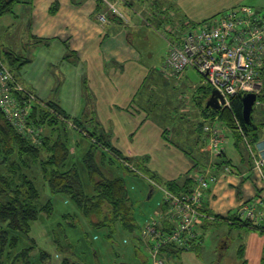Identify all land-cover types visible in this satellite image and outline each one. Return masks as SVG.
Returning a JSON list of instances; mask_svg holds the SVG:
<instances>
[{"label": "crops", "instance_id": "crops-1", "mask_svg": "<svg viewBox=\"0 0 264 264\" xmlns=\"http://www.w3.org/2000/svg\"><path fill=\"white\" fill-rule=\"evenodd\" d=\"M109 2L131 6L139 0H21V3L15 6L14 11L17 7L21 11L26 4L30 5L29 8L26 7L30 12L26 25L29 38L26 46H31L32 51L23 58L27 60L24 65H29L27 72L30 77L27 81L35 87L36 99L50 101L53 98L52 101L57 102L72 118L94 117L93 125L101 133L111 135L112 146L128 159L126 163L133 165L129 158L139 160V163L155 172L163 181L174 180L179 186H183L189 177L193 179L196 172H209L216 180L211 183L208 191V209L213 215H237L243 205L253 202L259 195L263 186L261 175L247 163L241 162L238 151L233 154L234 150L238 149L235 145V133L225 125L223 119V132L228 134L231 131L227 143H224L223 153L232 163L222 164L224 155L217 158L212 155L206 141L208 135L203 127L206 140L205 145L200 146L203 151L209 152L210 158L205 168H194L195 160L197 163L202 157L198 156L193 160L186 151L187 147L198 139V123L203 121L204 126L206 118L200 116L202 113L198 106L200 118L196 124L188 122L186 118L184 122L182 116V121L166 126L165 117L169 121L172 119L169 116L170 110L168 107L155 110L154 100L150 98L156 83L149 81L151 72L133 38L139 35L143 26L152 28L156 23L158 29L163 30L165 27L174 28L172 25L186 21L198 24L211 20L235 6L260 5L264 4V0H149L146 5H142V10H136V19L127 17V22L121 21L113 14L110 15ZM23 4L25 5L22 6ZM99 13H108L107 22L99 20ZM7 17L8 15L0 19L1 25H6ZM9 23L18 24V18L10 19ZM38 56L43 59L40 61ZM164 59L165 56L162 62ZM39 62L43 66L37 67ZM56 73L59 74L58 77ZM187 73L181 76L192 81ZM192 86L197 85L193 83ZM258 102L264 105V100ZM92 123L88 122L87 125L91 127ZM260 123L264 125V122ZM171 133L172 137L169 136ZM260 137L261 141H264L262 130ZM69 139L71 160L79 166L83 181V177L88 175L82 167L83 157L91 144L72 130H69ZM82 146L85 150L80 160L77 152ZM227 149L232 151L231 156L228 155ZM105 155L106 159L103 158V151L96 152V160L104 173L106 168L116 167L121 173L113 172L110 178L126 174L119 166L120 163L112 161L107 153ZM149 187L152 188L150 184ZM85 193L92 195V188L89 191L85 188ZM163 208L162 204L158 210ZM153 213L154 211L151 215ZM220 224L234 226L213 220L207 228ZM238 228L246 231L245 239L242 238L244 231L236 229L243 243L227 264H264V232L241 225ZM230 242L228 239L222 240L221 246L215 249L216 254L220 255L222 249L227 254ZM138 246L135 245V251L139 254L140 261L146 262L148 259ZM202 251L203 244L200 254ZM178 262L175 263L179 264ZM219 264H223L221 260Z\"/></svg>", "mask_w": 264, "mask_h": 264}, {"label": "trees", "instance_id": "trees-1", "mask_svg": "<svg viewBox=\"0 0 264 264\" xmlns=\"http://www.w3.org/2000/svg\"><path fill=\"white\" fill-rule=\"evenodd\" d=\"M19 3H21V0H0V19L12 13ZM109 12L111 13V11ZM113 16L120 19L114 14ZM5 53L8 60H5V62H8V66L11 65L15 69L22 68L27 62L23 58L24 56L19 55L12 49L5 51ZM0 56L2 57V54ZM212 89L210 86L199 85L195 91L194 98H196L197 105L202 113L200 116H204V118L219 116L220 120H225L234 129L235 145L238 148L236 150L239 152L241 162L243 164L247 163L253 168L251 155L247 147L244 146L243 136L234 122V115L239 119L245 133L254 144L261 141L260 126L263 124L255 122L253 113L254 126L251 128L245 124L242 116V95L231 99V108L213 109L207 107L205 101L210 96ZM261 100H264V94L258 97L257 102ZM93 120H95L94 117L86 118V116L72 118L57 102L35 99L31 109L30 123L36 129L41 130L42 140L39 144H36L31 139L24 137L7 121L0 119V196L7 197L6 200L4 197L1 198L2 201L0 202V264H5L7 260L10 261V264H35L31 261L34 240H32L29 247L16 252L13 256L12 252L18 244V234L28 235L32 223L39 218V215L43 213L50 216L52 214V201L48 199L43 202L40 189L42 185L39 186V178L44 182V186H48L47 188L52 194L63 193L68 195L84 212L94 227H109L112 234L116 231L115 223L117 221H120L121 226L132 233L139 228L134 215V204L129 196L125 178L123 176L113 178L106 176L96 160L98 150L104 152V159H106L105 154L109 153L111 155L110 159L112 161L117 160L120 163L119 166L125 172L138 175V172H140L145 177L165 186L174 193L187 192L193 187L194 182L190 177L183 186H179L178 182L174 180L163 181L155 172L141 163H139V167L134 166L136 169L134 170L126 163L128 159L123 157L118 149L111 146L104 139L103 133L93 125ZM88 122L92 123L90 124L91 127L87 125ZM203 124V121L198 123V139L195 143L192 142L186 151V154L193 160L198 156L202 157V162L199 159L196 163L195 160V169L205 168L210 158L209 152L202 150L205 145L204 140H206ZM69 130L76 131L80 137L87 138L91 142L89 150L83 157V163L93 191L90 196L85 193L79 166L71 160ZM221 155H224L222 164L232 163L231 159L225 157L226 154L222 153ZM31 163L39 169L38 172H35V169L33 171L29 169ZM149 184L154 190L157 189L152 182L149 181ZM204 210L207 211L209 216H212L207 204H205ZM72 217L71 215L65 216V219H75V222H68V224L75 227L77 217ZM214 219V221L234 226L241 225L264 232V226L256 225L251 221L231 223L237 219L236 214H229L226 217L214 215ZM210 223L212 221L208 218L202 226L199 236L189 249L178 248L174 245L165 247L166 257L174 258L173 255L180 257V254L184 251H193L201 255L200 250ZM40 257L41 261L36 264H46L49 254L43 250ZM69 259L70 257H64L61 264H69Z\"/></svg>", "mask_w": 264, "mask_h": 264}, {"label": "built area", "instance_id": "built-area-1", "mask_svg": "<svg viewBox=\"0 0 264 264\" xmlns=\"http://www.w3.org/2000/svg\"><path fill=\"white\" fill-rule=\"evenodd\" d=\"M108 10L128 21L117 3L109 2ZM98 18L107 22V13H99ZM172 27H165L160 33L167 42L161 68L166 76L178 78L189 69L196 71L201 77V85L215 88L225 97L226 103L221 108H231V99L239 95L255 93L259 97L264 94V16L252 6L238 5L211 20L198 24L186 21ZM35 99V94L25 89L0 56V119L39 144L41 130L30 123ZM234 120L263 186L255 200L243 205L237 219L231 223L251 221L264 226V141L254 144L235 115ZM223 129L218 116L206 118L204 131L212 155H221L224 151L226 135ZM130 167L136 170L134 166ZM147 179L162 191L164 208L155 210L147 219L138 238L145 244L150 264H167L168 259L163 256L165 247L174 245L189 249L205 221L208 218L215 220L204 208L216 177L209 172H196L193 187L178 194Z\"/></svg>", "mask_w": 264, "mask_h": 264}, {"label": "rangeland", "instance_id": "rangeland-1", "mask_svg": "<svg viewBox=\"0 0 264 264\" xmlns=\"http://www.w3.org/2000/svg\"><path fill=\"white\" fill-rule=\"evenodd\" d=\"M147 1L149 0H139V2H134V4L130 3L131 6H127L126 3H118L117 7L130 19H136V10H142V5H146ZM24 5L25 4L22 6ZM253 5L254 6L252 7L259 14L264 16V4ZM29 6V3L26 4L24 6L25 8H21V11L19 7H17V10H15L17 14L15 11L7 14L8 17L6 18V25L4 26L0 24V54H2L3 59L6 61H8L6 59L7 56L5 53L7 50L12 49L24 57L30 55L32 51L31 46L30 48L26 46V43L29 39L27 33L28 26H26L30 19V12L28 9ZM19 13L22 14L19 15ZM16 18H18V24L11 25L9 20H15ZM152 22H154V20ZM153 26L152 28L143 26L139 32V35L133 38L134 44L142 52L144 58L143 60L144 62L146 61L145 65L148 66V70L151 72L149 81L156 83V88L154 87L153 92L151 91L152 98H150V100H154L156 111L163 109L164 107L169 108V116L172 117V119L169 121V119L165 117L166 126L170 124L172 126L173 123L179 121L180 117L182 116L184 117V122L186 118L188 122L190 121L196 124L200 116L198 113L196 98H194V96L196 95V89L199 87V85H201V77L196 71L192 69H189L185 72H188L187 74L192 78V81L190 78H186L185 76L171 78L162 72L161 68L164 62H162V60L167 51V42L160 35L162 30H157L158 27L156 26V23ZM38 59L41 61L43 57L38 56ZM25 65L20 69H15L14 67H11V65L9 68L12 70L16 79L25 87V89L31 93H34L35 87L29 84L27 81V78L30 77V73L27 72L29 65H27V67ZM41 65L43 66V64L39 62L37 67H40ZM56 74L58 77L59 74ZM193 83H195L197 86L193 87ZM146 90H148V88H146ZM51 100L54 99L51 98ZM176 115L177 117L175 118ZM253 118L255 122H264V105H260V102H257L254 106ZM180 121H182V118ZM224 122L230 130H234L225 120ZM184 130H186V128H184ZM260 130L264 132V125L260 126ZM178 131H180V129H178ZM74 132L77 133L76 131ZM230 132H228V134L225 133L226 143L228 141ZM178 134L183 135V133ZM102 135H104V139L112 146L110 142L111 135ZM169 136L172 137L173 134L171 133ZM83 139L88 140V142L91 144L89 139ZM206 141L208 142V140ZM84 150L85 147L82 146L81 150L77 152L78 157L81 158L80 160H82L81 154ZM235 151L237 150L235 149L233 154H235ZM231 152L232 151L230 149H227L229 156H231ZM107 155L111 158L109 153H107ZM213 155L215 158L220 156L217 154ZM100 157L101 156L99 154L98 159H100ZM115 161L118 162L117 160ZM129 161H131L133 164L132 166L139 167V160L129 158ZM82 167L84 170H86L83 162ZM29 169L31 171L35 169V172L39 171V169L33 163H31V167ZM113 172L116 174L121 173L116 167L108 169L106 168L105 173L108 177H110ZM138 173L139 175L126 172V174L123 175L126 180L129 196L134 204V215L137 225L139 226V228L133 233L124 229L121 226L120 221L115 223L116 231L113 234L110 232L109 227H94L91 225L84 212L68 195L63 193L52 194L47 188L48 186H44V182L41 180V178H39V186H43L40 187L42 191L43 202L48 199H51L52 201V214L48 216L42 213L39 215V218L32 223L31 231L28 233V235L18 234L19 241L16 248H14V251L12 252V256L16 252L29 247L32 240H34V249L31 252V261L35 264L41 261L40 256L41 251L43 250L49 254L46 264H61L64 257H70L69 264H117L120 262H128L130 264H150L149 253L147 250H145V244L144 242H140L138 238L139 232L147 223L146 218L149 217L153 211L159 209V207L164 204V196L162 191L159 189H153V191H151L148 179L140 172ZM83 179L86 191H89L92 186L88 180V175L87 177L84 176ZM3 197L5 200L7 199L6 196ZM3 197L0 196V202L2 201L1 198ZM69 215L73 216L72 218L77 217V223L75 227L68 224L70 221L75 222V219H65V216L67 217ZM211 227L207 228L206 237L203 243V251L200 256L193 251H184L180 257H167L168 264H176L175 262H178V260L180 262H178L179 264H219L220 260L223 264H227V261L230 259V257H233V254L237 253V249L239 248L240 244L243 243L242 238L245 239L244 236L246 231H244L243 228H238V226H230L226 224L223 226H221V224L216 225L213 227L214 229ZM219 228H221L220 231H218ZM236 229L241 232L244 231L242 238ZM227 239L231 241L230 246L227 248V254L223 252L222 248L220 255L216 254L215 249H218L221 246L222 240ZM138 243H140L139 246ZM135 245L139 247V250H143V255H145L148 259L146 262L140 261L139 254L135 251ZM221 255H223L225 258L223 256L221 258ZM163 256L165 257V254ZM5 264H10V261L7 260Z\"/></svg>", "mask_w": 264, "mask_h": 264}, {"label": "water", "instance_id": "water-1", "mask_svg": "<svg viewBox=\"0 0 264 264\" xmlns=\"http://www.w3.org/2000/svg\"><path fill=\"white\" fill-rule=\"evenodd\" d=\"M221 103H220V101ZM258 96L255 93H246L242 95V116L245 124L249 127L254 126V122L252 120V113L255 104L257 103ZM226 100L225 97L215 88L212 89L210 96L208 97L206 101V106L213 109H220L222 107V104H225ZM151 191H153V188H151ZM117 264H130L128 262H120Z\"/></svg>", "mask_w": 264, "mask_h": 264}]
</instances>
